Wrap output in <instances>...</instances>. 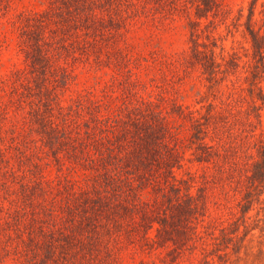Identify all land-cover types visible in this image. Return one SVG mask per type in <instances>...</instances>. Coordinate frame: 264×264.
Instances as JSON below:
<instances>
[{
	"label": "rangeland",
	"instance_id": "1",
	"mask_svg": "<svg viewBox=\"0 0 264 264\" xmlns=\"http://www.w3.org/2000/svg\"><path fill=\"white\" fill-rule=\"evenodd\" d=\"M0 264H264V0H0Z\"/></svg>",
	"mask_w": 264,
	"mask_h": 264
}]
</instances>
